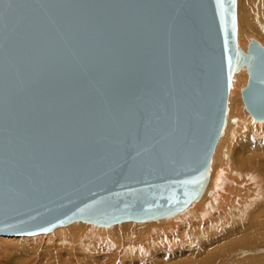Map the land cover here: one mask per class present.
<instances>
[{"label":"water","instance_id":"water-1","mask_svg":"<svg viewBox=\"0 0 264 264\" xmlns=\"http://www.w3.org/2000/svg\"><path fill=\"white\" fill-rule=\"evenodd\" d=\"M237 0H0V235L171 215L200 197L235 66Z\"/></svg>","mask_w":264,"mask_h":264},{"label":"bare ground","instance_id":"bare-ground-1","mask_svg":"<svg viewBox=\"0 0 264 264\" xmlns=\"http://www.w3.org/2000/svg\"><path fill=\"white\" fill-rule=\"evenodd\" d=\"M247 1H249L247 13L242 14L237 11V47L242 52H247L251 39H256L264 45V26L260 28L264 22V10L259 12V16L256 18L253 15L255 12L253 13L252 7H250V2L253 0ZM256 1L264 6V0ZM243 5L245 4L243 3ZM241 24L242 26H240ZM243 24L247 26L246 29L248 30H244ZM248 80L247 66L237 64L228 94L226 121L207 169L208 182L200 197L193 199L184 209L171 215L149 219L148 222L128 220L113 225H102L86 220H74L49 232L22 236L0 235L1 239L9 241L5 242L7 251L16 253L15 251L26 245L28 241L31 246L36 248L39 246V238L44 236L41 240L43 243L46 245L52 243L55 244L53 246L61 249L76 247L77 250L81 248L85 252L91 250H114L116 252L119 247L116 246V238H113V234L117 237L118 245L121 243L125 245L120 248L123 249V257L126 262L127 257H133L135 254L141 257L142 254H152V258L163 255L161 257L164 258L161 260L163 264H188L189 262V264L192 262H194L193 264H201L202 261L200 260H203V257L207 258V261L214 260L217 262L221 259V262H215L216 264H230L232 261L230 262L228 259L229 254L236 248L231 249L229 245L224 246L223 243H228L230 238L232 239L236 234L240 235V239L246 248H251L253 251L260 250L261 247H258V242L264 237V176L261 173L263 171L261 169L264 167V142L256 141L251 137L248 138V142L237 149V155L234 158V152L238 146L235 144L236 135L239 131L236 126L240 123H243L246 128L250 127L255 132L262 134L264 138V119H256L251 115L246 109L242 97V90L247 85ZM232 101H234L233 108L230 107ZM226 148L230 149L229 153L225 152ZM227 156L229 157L226 160ZM144 222H146L145 226H148L147 230L150 231L148 235H144L133 226V223L143 224ZM115 225H120L121 229L115 231L112 229L111 232V228H108H114ZM158 229L160 230L159 233L156 231ZM251 231L254 233H250ZM92 240L96 242H92ZM193 244L201 250L198 251L195 248L196 250L191 249L190 252L188 248L186 251L181 248ZM215 245L221 247L216 248ZM168 247L181 249L168 251L165 249ZM47 251L43 255H47ZM244 252L246 251L242 250V254ZM238 253L240 255V252ZM68 254H65L66 257H69ZM7 256L9 257V255ZM81 256L88 264L94 261L84 254ZM10 259L12 258L7 260L8 264L13 263ZM66 260L64 259L68 264ZM251 261L254 264H264V254L246 256L241 262L235 261L234 264H248ZM130 262L132 263L133 260Z\"/></svg>","mask_w":264,"mask_h":264},{"label":"rangeland","instance_id":"rangeland-1","mask_svg":"<svg viewBox=\"0 0 264 264\" xmlns=\"http://www.w3.org/2000/svg\"><path fill=\"white\" fill-rule=\"evenodd\" d=\"M237 11H239V13L241 12L242 14H246L247 13V9H248V3L249 1L247 0H237ZM242 1V2H241ZM258 1H261V0H258ZM243 3L245 5H243ZM243 6V7H242ZM250 7H252V11H253V15H255V17L257 18L259 16V12L263 11L264 9V6L261 5L259 2H257L256 0H253L252 2H250ZM260 7V8H259ZM240 8V9H239ZM242 26V24L240 25ZM261 26L263 27L264 26V22L263 24L260 25V28ZM243 27H245L244 30H248L246 29L247 26L243 24ZM247 66V65H246ZM228 102V101H227ZM234 104V101H232L230 103V107L233 108ZM247 111V110H246ZM248 112V111H247ZM243 121V120H242ZM236 129L239 130L238 131V134L236 135V141H235V144H237L238 146L236 147L235 149V154H234V158H236V151L239 147L245 145L246 142H248V138H253L254 140L256 141H261V142H264V138H263V135L262 134H259L257 132H255L254 130H252L250 127L246 128L243 123H240L238 126H236ZM230 149L229 148H226L225 152H228L229 153ZM229 156H227L226 160L228 159ZM263 170L261 173L262 175L264 176V167ZM260 170V171H261ZM135 222V221H134ZM148 222V221H146ZM144 222L143 224H139V223H133L132 225L134 226V228L137 230H139L140 232L144 233V235H148L150 234V231H148V226L146 225L145 226V223ZM89 223V222H88ZM127 224V223H125ZM148 224V223H147ZM116 227L112 228V227H109L108 229H110V231L112 232L113 230H120L121 227L120 225H115ZM144 226V227H143ZM103 227V226H102ZM120 227V228H119ZM141 228V229H139ZM113 229V230H112ZM157 233L160 232V230H156ZM250 233H254V232H250ZM264 235V234H263ZM150 236V235H149ZM235 236V237H234ZM233 238L231 239L230 238V241L227 243H223L224 246H227L229 245V248H236V249H233V251L230 252L229 254V261L231 262L230 264H234L236 263L235 261L237 262H241L242 259L246 256H255V255H258V254H264V237L261 238V241L258 242V247H261L260 250L258 251H253L251 248H246L243 241L240 239V235L239 234H236L234 235ZM44 237V236H43ZM43 237H40V241H39V246L34 248L33 246H31L28 242L26 245H23L21 248H18L19 250L18 251H15L16 253L14 252H11L10 250L7 251V245L5 242H9L7 241V239H1L0 238V264H8V261L9 258L11 257L12 259H10L13 263L12 264H22V263H28V264H65L66 262L64 261V259H67L66 261L68 262V264H88V262L83 258V256H81V254H84L85 256H89L91 259H94V261L92 263H95V264H163V262L161 261L162 259L164 258H161L163 257L162 256H159V257H153L152 258V254H142L143 256H138V255H133V257H127V262L125 260V258L123 257V249L120 248V247H123V243L119 244L118 245V240H117V237L114 236L113 234V238L116 240V246H118L119 250L117 249V251L115 252L114 250L113 251H107V250H102V251H98V250H91V251H83L81 248L77 250L76 247L74 248H68V249H61L60 247H57V246H53L55 244H45L43 243L41 240L43 239ZM50 238V236H49ZM113 239V240H114ZM51 240V238H50ZM122 241L124 239H121ZM14 242V241H12ZM33 242V241H32ZM92 242H96L94 240H92ZM232 243V244H229V243ZM262 243V244H261ZM37 244V243H36ZM41 244V245H40ZM52 244V245H51ZM127 244V243H126ZM236 244V245H234ZM239 244V245H238ZM33 245H35V243H33ZM106 245H108L106 243ZM122 245V246H120ZM31 246V247H30ZM47 246V247H46ZM125 246V245H124ZM231 246V247H230ZM216 248H220L221 246L220 245H215ZM15 249H17L16 247H13ZM164 248V247H163ZM162 248V249H163ZM183 248L184 251H186V249L188 248L191 252V249H194L196 250L195 248H197V250H201V248L195 246V244H193L192 246H189V245H186V246H183L181 247ZM181 248H178V247H173V248H165V249H168V251H177V249H181ZM199 248V249H198ZM213 248V247H212ZM30 249V250H29ZM52 249V250H51ZM155 248H153L154 250ZM187 249V250H188ZM208 249V247H207ZM245 249V250H244ZM48 250V251H47ZM54 250V251H53ZM70 250V251H68ZM156 250V249H155ZM242 250L243 251H246L242 254ZM27 251V253H25ZM47 251V255H43V253ZM29 252V253H28ZM32 252V253H31ZM123 252V253H122ZM204 252V250H203ZM240 252V255L239 253ZM62 253V254H60ZM66 253H69L68 256L69 257H66L67 255H65ZM9 255V257L7 256ZM15 257H13V256ZM20 255V256H19ZM121 255V256H120ZM238 257H237V256ZM64 256V257H63ZM236 256V257H235ZM63 259H62V258ZM139 257V258H138ZM235 257V258H234ZM131 258V259H130ZM143 260H142V259ZM201 258V257H199ZM238 258V259H237ZM46 261H45V260ZM130 259V260H128ZM207 259V258H206ZM205 259V257H203V260L201 259L200 261L201 264L205 263L206 264H216L217 262H221V259L219 261H212V260H209L207 261ZM232 259V260H231ZM234 259V260H233ZM133 260V262L131 263L130 261ZM139 260V261H138ZM142 260V261H140ZM135 261V262H134ZM192 261V260H191ZM194 261V260H193ZM234 261V262H233ZM129 262V263H128ZM137 262V263H136ZM160 262V263H159ZM162 262V263H161ZM216 262V263H215ZM91 262L89 264H92ZM190 263V262H189ZM188 263V264H189ZM194 262H192L191 264H193ZM258 263V262H257ZM67 264V263H66ZM200 264V263H198ZM248 264H254V262H250Z\"/></svg>","mask_w":264,"mask_h":264}]
</instances>
